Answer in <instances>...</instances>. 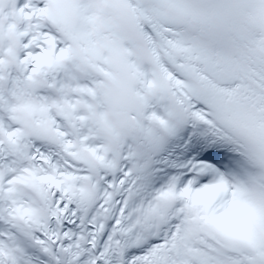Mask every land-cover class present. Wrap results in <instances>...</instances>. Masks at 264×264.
<instances>
[{
  "label": "snow or ice",
  "instance_id": "obj_1",
  "mask_svg": "<svg viewBox=\"0 0 264 264\" xmlns=\"http://www.w3.org/2000/svg\"><path fill=\"white\" fill-rule=\"evenodd\" d=\"M0 264H264V0H0Z\"/></svg>",
  "mask_w": 264,
  "mask_h": 264
}]
</instances>
